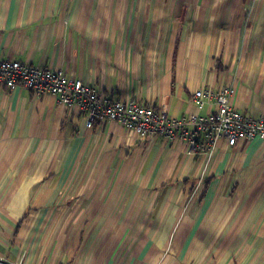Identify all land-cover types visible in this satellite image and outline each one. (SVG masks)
Masks as SVG:
<instances>
[{"label":"crops","instance_id":"1","mask_svg":"<svg viewBox=\"0 0 264 264\" xmlns=\"http://www.w3.org/2000/svg\"><path fill=\"white\" fill-rule=\"evenodd\" d=\"M0 57L176 118L231 86L264 117V0H0ZM87 116L0 87V262L264 264V139L208 156Z\"/></svg>","mask_w":264,"mask_h":264},{"label":"built area","instance_id":"2","mask_svg":"<svg viewBox=\"0 0 264 264\" xmlns=\"http://www.w3.org/2000/svg\"><path fill=\"white\" fill-rule=\"evenodd\" d=\"M0 87H21L33 95L49 94L57 103L84 109L90 124L93 120H118L126 130L143 137L140 139L162 136L167 141H185L189 151L204 147L208 156L213 153L220 139L229 147L255 137L264 139V117L252 118L237 111L231 104L234 94L231 86H223L216 92L196 90L191 96L194 106L200 109L205 102L210 101L215 104V110L204 116L190 114L180 118L164 115L161 108L154 110L152 106L130 100L123 104L107 103L81 80L66 78L60 71L29 66L1 57ZM198 140H202V146ZM9 264L24 263L20 259Z\"/></svg>","mask_w":264,"mask_h":264},{"label":"rangeland","instance_id":"3","mask_svg":"<svg viewBox=\"0 0 264 264\" xmlns=\"http://www.w3.org/2000/svg\"><path fill=\"white\" fill-rule=\"evenodd\" d=\"M18 61V60H17ZM87 86L88 87H90L95 93H96V95H98L101 99H103V100H105L107 103L108 102H113L114 104H123L125 101H127L126 99H122V98H108V97H106V96H104L103 94H102V92L101 91H99L97 88H95L93 85H91V84H87ZM17 88V87H16ZM14 89V88H13ZM37 95H43V94H37ZM131 101V100H130ZM141 105H143V104H141ZM65 106V105H64ZM150 106V105H149ZM81 114L82 113H86L87 114V112L86 111H83L84 109H82V108H76ZM161 111H162V113L164 114V115H166L167 114V110H166V108L164 107V106H162V108H161ZM89 117H90V115H89ZM87 118V117H86ZM107 121H112V122H116L117 124H119L120 126H122L125 130H126V128H125V126L120 122V121H118V120H105V121H98V120H93L92 122H98V123H103V122H107ZM91 122V123H92ZM86 127L87 128H91L90 127V123H89V121H86ZM128 131V130H127ZM128 132H130V131H128ZM139 139L140 138H143V137H141L139 134H138V136H137ZM144 138H146V137H144ZM149 138H151V137H149ZM152 138H154V137H152ZM259 138V137H258ZM147 139V138H146ZM254 139V138H253ZM262 139V138H261ZM140 140H145V139H140ZM221 140V139H220ZM252 140V139H251ZM219 141V140H218ZM217 141V142H218ZM224 141V140H223ZM249 141V140H248ZM216 146H217V143L215 144V148H216ZM188 152H190V153H192V151H189L188 149H187V153ZM198 187H199V185H198Z\"/></svg>","mask_w":264,"mask_h":264},{"label":"trees","instance_id":"4","mask_svg":"<svg viewBox=\"0 0 264 264\" xmlns=\"http://www.w3.org/2000/svg\"><path fill=\"white\" fill-rule=\"evenodd\" d=\"M154 110H157V109H154Z\"/></svg>","mask_w":264,"mask_h":264}]
</instances>
